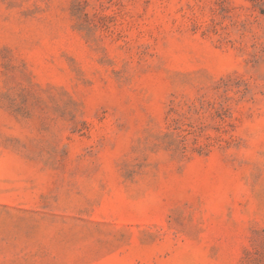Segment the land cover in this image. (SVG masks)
<instances>
[{
  "label": "rangeland",
  "instance_id": "1",
  "mask_svg": "<svg viewBox=\"0 0 264 264\" xmlns=\"http://www.w3.org/2000/svg\"><path fill=\"white\" fill-rule=\"evenodd\" d=\"M0 264H264V0H0Z\"/></svg>",
  "mask_w": 264,
  "mask_h": 264
}]
</instances>
